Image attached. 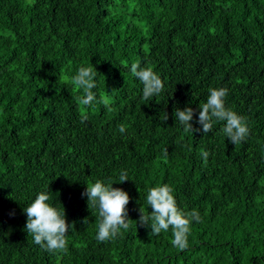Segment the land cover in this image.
<instances>
[{"label": "trees", "instance_id": "1", "mask_svg": "<svg viewBox=\"0 0 264 264\" xmlns=\"http://www.w3.org/2000/svg\"><path fill=\"white\" fill-rule=\"evenodd\" d=\"M136 61L164 83L147 101ZM81 66L97 71L89 106L72 83ZM210 88H227L225 107L246 119L240 144L224 122L205 136L176 121V108L192 107L200 128ZM97 180L129 194L133 221L104 242L82 196ZM162 185L200 214L184 250L171 228L150 236L136 222ZM42 191L65 209V253L25 230ZM0 264H264V0H0Z\"/></svg>", "mask_w": 264, "mask_h": 264}, {"label": "clouds", "instance_id": "2", "mask_svg": "<svg viewBox=\"0 0 264 264\" xmlns=\"http://www.w3.org/2000/svg\"><path fill=\"white\" fill-rule=\"evenodd\" d=\"M131 73L143 84V99L149 100L155 95H159L164 83L160 76L153 71L151 67H141L140 62L131 64ZM96 69L93 67L81 66L77 73L72 77V83L82 89L83 94L76 97L77 103L89 106L96 100L93 91L96 88L95 76ZM228 93L227 88H210L209 96L206 102L199 105L198 123L201 127H193V117L196 114L192 107L183 110L176 108L174 116L176 121L183 126L185 132L203 131L205 136L213 129L217 121L224 122L221 131L234 144H240L249 133L246 119L231 109L225 107L224 98ZM100 103H103L108 111L113 109L109 106V100L101 97ZM87 120L82 116L81 123ZM121 134L125 132L123 124L118 126ZM166 158L168 150L163 153ZM209 152L200 151L204 164L207 165ZM120 183L128 181L127 172H121L119 176ZM82 196L88 198L89 207H97L99 210V228L97 239L101 242L115 238L121 229L127 230L130 223L127 206L130 202V196L121 188H113V183L105 185L104 182L97 180L95 183L87 184L86 190ZM50 195L47 191L40 192L34 201L24 208L27 216L26 231L32 236L35 244L40 245L49 252L59 251L67 252V233L70 225L66 220L65 209L63 211L51 206ZM147 204L153 210L150 214L143 207L139 209V220L136 221L142 226H150V236H158L162 231L172 230L173 239L171 243L179 250L188 247V234L190 233V223L192 220L201 221L198 211L192 210L185 213L177 206L173 195V189L168 185L156 186L148 189ZM14 215V213L12 214ZM88 221L85 220L86 224Z\"/></svg>", "mask_w": 264, "mask_h": 264}]
</instances>
